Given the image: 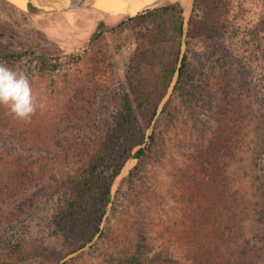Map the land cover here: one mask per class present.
Instances as JSON below:
<instances>
[{
  "label": "rangeland",
  "instance_id": "rangeland-1",
  "mask_svg": "<svg viewBox=\"0 0 264 264\" xmlns=\"http://www.w3.org/2000/svg\"><path fill=\"white\" fill-rule=\"evenodd\" d=\"M233 2L230 16L200 19L206 30L188 52V90L174 82L148 127L135 105L134 137L141 127L145 140L121 161L129 140L121 147L112 134L136 49L131 16L115 19L92 6L63 11L61 0H0V52L34 53L0 63L25 72L46 105L30 122L0 106V264H192L195 229L209 221L191 214L181 173H200L199 162L217 158L216 196L198 200L217 204L219 224L226 210L220 180L228 176L231 264H264V0ZM223 140L233 153L213 155L209 148ZM109 144L106 176L123 163L109 202L92 204L91 226H64L57 210L67 188ZM147 147L142 159L134 157ZM106 205L91 241L75 237L95 230Z\"/></svg>",
  "mask_w": 264,
  "mask_h": 264
},
{
  "label": "trees",
  "instance_id": "trees-1",
  "mask_svg": "<svg viewBox=\"0 0 264 264\" xmlns=\"http://www.w3.org/2000/svg\"><path fill=\"white\" fill-rule=\"evenodd\" d=\"M234 7L233 0H195L185 40L184 9L179 2L151 7L128 19V23L136 28V49L130 58L126 75L127 89L122 101V108L116 116L115 129L112 134L113 139H117L115 143L121 142L119 143L121 147L124 145L123 140H129L126 150L122 153L123 156L120 154L121 161H123V157H132V148L141 145L145 140V133L141 127L138 129L141 135L134 137L135 129L133 128H136L138 124L135 105L147 119L145 127H148L158 114L160 105L172 86L178 70L179 75L175 88L186 92L188 86L193 82L188 52L194 39L203 36L202 31L206 30L200 19L205 20L204 16H230ZM184 45L186 50L182 56ZM31 54L34 55L32 52L11 55L0 52V61L17 62ZM180 61L181 66L178 67ZM150 139L154 141L153 134ZM227 143L228 140H223L219 144L212 145L209 150H213V155L215 153L232 154L234 150ZM148 147L139 149L134 157L142 159L146 155ZM110 149H112L110 144L105 146L103 151L86 166L82 176L73 181L72 188H67L66 200L59 205L57 210L59 222L64 226H76L79 223L91 226L88 222L90 213L94 209L92 204L97 205L100 202L104 206L109 202L111 185L123 167V163L118 160L111 167L112 175L106 176L108 169L105 166L108 163ZM207 158L210 162L211 157ZM213 161L212 164L206 165L199 162L204 169L200 170V173H196L194 169L190 168L181 173L180 187L191 205L193 210L191 214L198 219L209 221L204 224L205 226L195 229V242L191 246L192 254L195 256L192 264H231L235 252L230 241L233 234L226 233L232 221L231 194L226 193L227 199L224 198L225 192L230 190L231 179L226 176L220 180L219 189H223L222 201L226 205L224 218L221 217L220 225L216 224L217 218L220 217L219 210H216L217 204L214 203L212 206V204L198 200L199 195L204 199H212V201L216 196L213 184L218 178L215 173L219 167V159L217 158L214 163ZM228 162L225 163L226 168L230 167ZM106 207L107 205L101 213H98L94 231L88 230L82 225L86 229L85 232L83 234L78 232L75 237L81 236L84 240L91 241L95 232L100 230V223L106 213ZM94 216L97 217V212H94ZM212 220L214 224H212ZM239 247L244 248L245 245L240 244ZM21 250L23 249L20 248L17 249L18 252H12L13 257H20ZM8 254L5 259L7 262L12 259Z\"/></svg>",
  "mask_w": 264,
  "mask_h": 264
},
{
  "label": "clouds",
  "instance_id": "clouds-1",
  "mask_svg": "<svg viewBox=\"0 0 264 264\" xmlns=\"http://www.w3.org/2000/svg\"><path fill=\"white\" fill-rule=\"evenodd\" d=\"M0 106L7 109L14 118L30 122L37 111H43L44 103L38 102L28 75L23 71L0 63Z\"/></svg>",
  "mask_w": 264,
  "mask_h": 264
},
{
  "label": "bare ground",
  "instance_id": "bare-ground-1",
  "mask_svg": "<svg viewBox=\"0 0 264 264\" xmlns=\"http://www.w3.org/2000/svg\"><path fill=\"white\" fill-rule=\"evenodd\" d=\"M61 1L68 3L70 0H61ZM163 1H167V0H90L91 6L93 8L115 19L123 16L134 17L139 13H141L143 10L154 7L156 4ZM170 1H175V0H170ZM178 1L182 2V4L189 3L188 2L189 0H178ZM29 2L35 3V0H29ZM37 5L40 6L43 5V3H38ZM54 5L58 6V4H54Z\"/></svg>",
  "mask_w": 264,
  "mask_h": 264
},
{
  "label": "water",
  "instance_id": "water-1",
  "mask_svg": "<svg viewBox=\"0 0 264 264\" xmlns=\"http://www.w3.org/2000/svg\"><path fill=\"white\" fill-rule=\"evenodd\" d=\"M178 2L181 4V6L184 9V16H185V26H184L185 35H184V40H185L187 31H188V25H189L188 21H189V18L191 16V13H192V9H193L195 0H191V7H188V5L186 3L182 4V2H180V1H178ZM47 3L48 2H45L43 4L42 8H40V9H49V10L50 9H54L55 11H59V8H57V6H55L53 4H47ZM30 4L34 5L33 3H30ZM30 4L28 5V7H30ZM87 6H91L90 0H71L66 6L62 7V10L63 11L73 10V9H78V8H84V7H87ZM185 48H186V46L184 45L183 46L182 56H183V54L185 52ZM180 66H181V61H180L179 65H178V67H180ZM178 75H179V70L176 72V75L174 77L173 83L178 80ZM173 83H172V85H173Z\"/></svg>",
  "mask_w": 264,
  "mask_h": 264
}]
</instances>
